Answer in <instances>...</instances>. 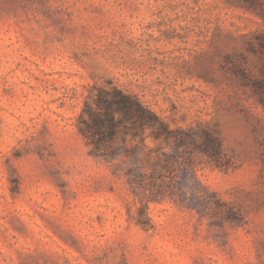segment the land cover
<instances>
[{
    "label": "rangeland",
    "instance_id": "obj_1",
    "mask_svg": "<svg viewBox=\"0 0 264 264\" xmlns=\"http://www.w3.org/2000/svg\"><path fill=\"white\" fill-rule=\"evenodd\" d=\"M113 86L219 156L126 122L94 154ZM261 97L264 0H0V264H264Z\"/></svg>",
    "mask_w": 264,
    "mask_h": 264
},
{
    "label": "trees",
    "instance_id": "obj_2",
    "mask_svg": "<svg viewBox=\"0 0 264 264\" xmlns=\"http://www.w3.org/2000/svg\"><path fill=\"white\" fill-rule=\"evenodd\" d=\"M264 106V97L260 98ZM136 136L139 130L147 128L155 138L171 139L175 147H182V154L191 153V148L198 149L210 158L220 154V143L209 131L201 129H170L152 109L142 103L137 96L112 87L99 90L91 101H85L78 118V128L91 145L96 155H107L105 146L111 142L120 126ZM130 184L134 178L129 175ZM178 198H174L177 202Z\"/></svg>",
    "mask_w": 264,
    "mask_h": 264
}]
</instances>
